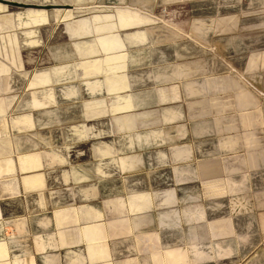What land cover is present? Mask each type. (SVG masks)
<instances>
[{"label": "rangeland", "instance_id": "obj_1", "mask_svg": "<svg viewBox=\"0 0 264 264\" xmlns=\"http://www.w3.org/2000/svg\"><path fill=\"white\" fill-rule=\"evenodd\" d=\"M0 4V159L20 143L56 154L48 216L133 203L160 260L264 264V0ZM44 74L46 105H15ZM127 235L115 257L150 255Z\"/></svg>", "mask_w": 264, "mask_h": 264}, {"label": "crops", "instance_id": "obj_2", "mask_svg": "<svg viewBox=\"0 0 264 264\" xmlns=\"http://www.w3.org/2000/svg\"><path fill=\"white\" fill-rule=\"evenodd\" d=\"M0 12H6V5L0 4ZM94 19V18H93ZM92 19V20H93ZM88 19L79 21L88 23ZM126 20L121 26H128ZM68 27V36L75 33ZM12 27V15H0V33L7 32ZM5 36L0 37L3 39ZM113 44L104 42L103 48H112ZM56 70V69H54ZM52 70V71H54ZM0 63V75L3 73ZM57 80V79H56ZM50 78L44 74L35 79L32 85H37L35 98L27 102H17L15 105H26L41 108L47 103L46 90H42ZM116 84H109L107 91L116 90ZM0 86V93L5 90ZM37 94V95H36ZM38 149L37 151H29ZM8 155L0 159V264H187L185 256H176L174 251H166L163 259L153 255L157 245L146 237L154 228L153 221L139 215L137 207L131 203L129 210L120 203L110 208V201L101 203L102 211L94 209L82 210L77 217L69 211L55 209L47 215L48 199L46 189L50 186V174L58 168L56 154L54 160H49L48 152L32 142L31 145L21 144L8 150ZM12 155V156H10ZM204 163L198 165L201 170ZM54 185L58 180L54 179ZM166 200L171 201L170 193L166 192ZM114 204V203H113ZM126 214L132 217L127 220ZM170 224V222H169ZM159 227V226H157ZM169 228V227H167ZM131 237L130 252L147 251L149 256L117 258L112 252L110 240ZM128 241V240H127ZM149 242V243H146ZM128 243V244H129ZM126 252L128 245L118 243L114 249ZM125 254V253H124Z\"/></svg>", "mask_w": 264, "mask_h": 264}]
</instances>
